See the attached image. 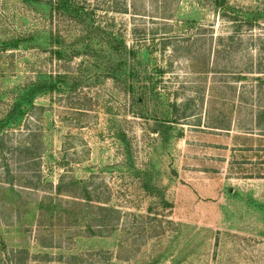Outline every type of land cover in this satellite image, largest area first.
Here are the masks:
<instances>
[{
  "label": "rangeland",
  "instance_id": "rangeland-1",
  "mask_svg": "<svg viewBox=\"0 0 264 264\" xmlns=\"http://www.w3.org/2000/svg\"><path fill=\"white\" fill-rule=\"evenodd\" d=\"M44 1L0 0V264H264V18L214 53L212 0H85L138 51L132 83L109 70L129 53L55 60L51 31L84 32Z\"/></svg>",
  "mask_w": 264,
  "mask_h": 264
},
{
  "label": "trees",
  "instance_id": "trees-1",
  "mask_svg": "<svg viewBox=\"0 0 264 264\" xmlns=\"http://www.w3.org/2000/svg\"><path fill=\"white\" fill-rule=\"evenodd\" d=\"M39 1V0H34ZM46 3H49L51 5V11H55L58 16V20H62L66 22L67 30L66 31H75V29L78 31V27H80L83 35H80L79 37H72V35L68 36H61L59 34H53L51 31V55L55 58L57 61L61 60H67L71 59L76 55H80L82 53H86L92 55V53L99 54H112L120 56L123 53L130 55V59L132 62L128 60H125V58H121L119 62L112 63L109 66V70L111 72L115 71V67L122 65L123 61L124 64L127 66H130L131 70H129L131 82L134 79V68H136V63L134 62V57L137 55V50L134 49V46L127 48L125 44V40L122 39L119 33L113 31L111 27L101 26L100 23H95L94 19V11L93 9L89 10L88 7L85 6V0H48L44 1ZM212 6L215 11H217V14L219 15V18L221 17V20L225 23H228L229 26L227 27L226 32H222V34L217 35V43L214 46V53H221L224 52L232 53L237 51H243L247 50V46L244 48H241L242 45V35L241 30L243 27L245 29L250 31V40H258L256 38V33L252 32L254 30V27H258L260 25V19L264 18V10L263 8L259 7H241L236 4H229L228 0H212ZM187 22H194L196 21L194 18L186 20ZM195 23V22H194ZM213 26H210L209 29H213ZM204 30V29H203ZM204 32V31H201ZM198 37V36H197ZM203 37V36H200ZM207 37V36H206ZM210 40H212L213 33H210ZM72 39V40H71ZM201 39V38H200ZM67 40H71L70 42H67ZM196 40V39H195ZM205 40V38H204ZM255 44H253L254 46ZM123 56V55H122ZM120 56V57H122ZM129 59V60H130ZM108 61V60H107ZM55 73V74H54ZM51 73V93H67L68 89H66V83H68L69 80V74L66 72H54ZM73 77V76H72ZM118 79V78H117ZM73 80H77L76 78ZM46 81H41L39 83H44L45 85ZM133 83V82H132ZM77 86V84H74L72 86V89ZM131 86V85H130ZM143 93V92H142ZM142 96V94H141ZM177 105L176 100L172 102L171 107L175 108ZM183 113L181 112V116L188 117L192 116V111L188 112L190 110V107L188 105V100L186 101V104H183ZM259 116L264 117V107L260 106ZM222 114V113H221ZM178 117V116H177ZM178 119V118H176ZM254 121L256 123H259L258 115L254 118ZM260 125V124H259ZM218 129H224L227 128L224 127H217ZM264 129V128H263ZM68 162H65L64 165H67ZM65 175V174H64ZM62 175V176H64ZM66 176L63 177V180ZM61 180V181H63ZM61 181L58 182L57 185V191H60L61 188ZM82 184L83 193L82 198L88 199L90 198L91 190L87 188L85 185V182L81 179H75L74 181L67 182V185H75L78 186ZM105 206L99 207L100 210L108 212V214H114L116 212V209L113 207H107ZM101 226H99L98 234L102 235L103 232L108 234L109 224L104 221V217L101 220ZM115 228L114 226L112 227ZM93 228H90L89 231L94 233L95 231L92 230ZM111 229V228H110Z\"/></svg>",
  "mask_w": 264,
  "mask_h": 264
}]
</instances>
